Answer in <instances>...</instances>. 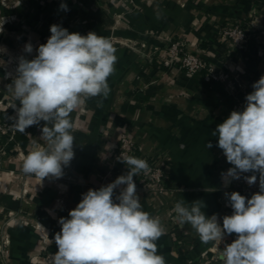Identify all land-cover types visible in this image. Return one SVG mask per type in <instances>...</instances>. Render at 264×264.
I'll list each match as a JSON object with an SVG mask.
<instances>
[{
    "label": "crops",
    "instance_id": "0c3cea01",
    "mask_svg": "<svg viewBox=\"0 0 264 264\" xmlns=\"http://www.w3.org/2000/svg\"><path fill=\"white\" fill-rule=\"evenodd\" d=\"M25 6L28 29L46 42L53 24L70 33L95 32L110 40L117 62L108 97L87 98L70 114L74 158L60 178L27 175L24 187L17 182L7 190L0 175V264H43L57 251L58 220L69 218L89 189L127 174V166L112 164L124 133L140 155L162 156L170 175L164 191L141 188L134 177L142 210L165 229L156 244L166 264H187L204 250H218L221 243L204 244L190 224H181L174 206L180 200L185 206L202 201L204 214H216L221 223L225 192L239 184L240 179L231 180L225 187L221 174L233 165L212 133L239 111L241 84L252 92L264 76V0H27ZM238 22L250 28L247 50L237 51L217 33L220 26ZM174 39L186 42L215 71L190 75L157 61L156 48ZM37 130L31 128L28 139H35ZM22 164L13 160L5 167L23 170ZM124 187L114 190V201Z\"/></svg>",
    "mask_w": 264,
    "mask_h": 264
},
{
    "label": "clouds",
    "instance_id": "9594fccd",
    "mask_svg": "<svg viewBox=\"0 0 264 264\" xmlns=\"http://www.w3.org/2000/svg\"><path fill=\"white\" fill-rule=\"evenodd\" d=\"M60 7L68 11L66 4ZM50 33L47 42L39 45L35 58L19 59L17 75L9 85L20 102L15 118L18 130L24 132L45 122L41 139L47 147L37 146L22 164L25 174L41 180L60 178L63 166L74 158L70 114L87 98L108 97V78L114 74L117 62L110 40L95 32L70 33L53 24ZM25 51L32 53L30 43ZM252 88L244 109L232 111L212 134L218 137V147L233 165L221 174L225 187L231 180L241 179L242 173L252 172L259 173V191L251 198L235 191L225 192L233 213L223 217L222 225L216 214H204L202 201L185 206L180 200L174 206L179 222L190 224L204 244L219 245L226 235L236 234L237 238L225 244L219 256L223 264H264V76ZM212 147L208 141L206 148ZM118 159L128 166L127 174L99 189H89L69 211V218L58 220L61 230L54 236L57 251L50 255L49 264H166L156 244L165 229L159 218L142 210L134 182V177L151 169L140 158ZM243 178L249 185L257 182L256 175ZM121 185L126 187L114 201V190Z\"/></svg>",
    "mask_w": 264,
    "mask_h": 264
},
{
    "label": "rangeland",
    "instance_id": "374dc122",
    "mask_svg": "<svg viewBox=\"0 0 264 264\" xmlns=\"http://www.w3.org/2000/svg\"><path fill=\"white\" fill-rule=\"evenodd\" d=\"M26 3L27 0H0V26L3 28L0 31V175L2 174L3 186L7 190H10L17 182L20 187H24L25 178L30 174L5 166L13 160L23 161L25 156L37 146L46 147V141L41 139V122L26 128L24 132L18 130L15 118L20 102L15 99L9 86L17 75L19 59L21 57L28 60L35 58L39 45L46 43V37L38 36L32 28L28 29L25 17ZM29 43L33 47L32 53L25 51V45ZM33 127H38L37 136L30 140L28 135L31 134L29 131ZM114 156L115 154L112 160ZM139 184L142 188L141 183ZM49 260L50 256L43 264H49Z\"/></svg>",
    "mask_w": 264,
    "mask_h": 264
},
{
    "label": "built area",
    "instance_id": "2783aa9c",
    "mask_svg": "<svg viewBox=\"0 0 264 264\" xmlns=\"http://www.w3.org/2000/svg\"><path fill=\"white\" fill-rule=\"evenodd\" d=\"M217 33L222 41L228 42L237 51L247 50L251 39L250 28L245 26L242 22L220 26ZM260 54L262 55V53ZM156 59L162 64L169 65L171 67H180L190 75L202 74L204 70L211 73L215 71L213 64L207 62L206 58H204L201 54L188 50L186 42L181 39L170 40L162 47H157ZM220 77L225 79V74L221 73ZM241 87L242 94L238 100L239 102L237 103L239 111L244 109L246 105L245 98L249 93H251L247 83L243 82ZM127 156H133L147 161L149 168L151 169L148 173L141 172L136 176L141 183L142 188L152 191H164L169 189L170 175L166 170L163 157L160 155H140L133 138L128 133H124L122 134L120 142L117 146L114 160L112 162L113 166L118 167L121 164L125 165L118 158L123 159ZM250 175L257 176V182L255 184L249 185L243 178ZM234 191L239 192L246 198H251L254 193L259 191V173L249 172L242 174L239 184L231 190V192ZM225 204L226 210L224 216L231 215L233 213V209L230 207L228 200ZM227 236L228 237L221 243L218 250H204L195 261H190L187 264H223V262L219 259V256L222 253L225 244H229L237 238L236 234Z\"/></svg>",
    "mask_w": 264,
    "mask_h": 264
}]
</instances>
